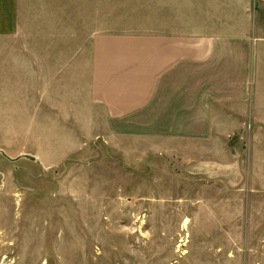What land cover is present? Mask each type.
I'll return each instance as SVG.
<instances>
[{"label": "rangeland", "instance_id": "374dc122", "mask_svg": "<svg viewBox=\"0 0 264 264\" xmlns=\"http://www.w3.org/2000/svg\"><path fill=\"white\" fill-rule=\"evenodd\" d=\"M161 3L23 0L27 18L55 27L11 46L26 75L0 59V264H264L257 149L242 140L230 169L226 154L199 173L181 146L117 133L89 101L97 33L179 18L264 38V0Z\"/></svg>", "mask_w": 264, "mask_h": 264}, {"label": "crops", "instance_id": "0c3cea01", "mask_svg": "<svg viewBox=\"0 0 264 264\" xmlns=\"http://www.w3.org/2000/svg\"><path fill=\"white\" fill-rule=\"evenodd\" d=\"M175 1L161 3L162 9L179 10ZM22 3L0 0V59L13 58L6 65L17 75H26L19 60L25 56L9 52L11 46L23 43L31 28L42 33L43 26L55 27L27 18ZM178 19L168 27L162 20L159 28L154 18L153 29L145 33L95 34L91 105L103 111L117 133L145 135L181 146L184 151L180 152L186 161L192 159L199 173L218 171V156L233 157L241 152V141H248L257 149L255 166L264 179V38L225 28L204 29L196 23L187 28ZM40 55L35 51L33 58ZM1 64L4 67V60ZM251 121L250 137L245 124ZM227 160L226 167L220 162L226 171L234 157Z\"/></svg>", "mask_w": 264, "mask_h": 264}]
</instances>
